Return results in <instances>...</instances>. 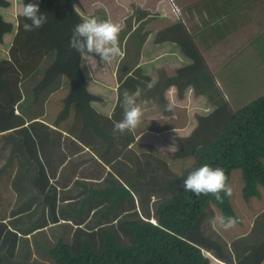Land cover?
Masks as SVG:
<instances>
[{"label":"trees","instance_id":"16d2710c","mask_svg":"<svg viewBox=\"0 0 264 264\" xmlns=\"http://www.w3.org/2000/svg\"><path fill=\"white\" fill-rule=\"evenodd\" d=\"M94 1L98 9L110 8L108 18H114L122 17V14L114 16L112 8L126 9L129 15L133 11L131 3L139 0H106L110 4L103 0H0V132L23 127L26 136L31 137V129L42 131L34 122L27 123V117L18 111V106L29 98L22 88L23 82L47 63L42 78L34 87L35 97L63 75L69 92L53 121L62 127L69 126V143L76 144V151H81V146L86 147L96 159L94 162L102 164L96 167L98 164L92 163L82 169L81 174L74 160L68 163L74 175L78 173L91 180L78 178L79 184L88 192L85 198L67 193L69 186L63 185L61 195L57 194L53 199L58 201L64 219L76 224L71 241L60 237L52 242L49 252L54 263L247 264V253L252 248H259L262 255L252 264H262L264 245H248L249 241H242V238L252 237L256 232L253 228L233 240L230 250L223 242L217 250L212 249L215 241L210 232L195 228L198 229L206 213L213 214V204L220 209L224 222L241 221L228 189L236 169L242 173L244 198L249 201L253 196H262L264 26H258L256 21L264 23V0H155L152 4L149 0L140 1L149 11L160 7L162 11L157 16L177 18L184 23L189 44L194 45L202 60L210 65L224 95L231 100L234 112L214 143L201 150L192 178L157 205L158 220L127 214L122 217V223H118L119 214L137 208L136 196L127 186L134 174L147 178L160 166L163 174L176 177L179 171H173L165 157L174 155L179 147L178 135L186 136L195 130L198 125L196 112L201 110L193 109L191 122L177 132L150 131L149 136L155 140L148 139V144L154 150L138 152L129 146L131 141H134V147L142 144V136L135 139L129 125L117 122L109 115L116 101L115 69L121 53L113 40L102 32L99 21L94 20ZM220 20L225 24L216 28ZM247 31L261 38L244 51ZM168 42L167 48L172 49H175V43L180 48L183 43L181 40ZM81 44L83 47L79 49ZM52 53L56 55L49 64ZM199 53L193 54L195 62L201 60ZM170 57L172 55L167 53L156 61L163 64ZM256 57L261 58V64L253 65ZM184 68V75L196 70L195 64ZM92 74L100 77L103 91L93 92L88 88ZM225 82L237 84L242 90L231 91L225 87ZM106 89L109 92H105ZM250 90L252 94L245 95ZM93 100L108 103V112L98 110L92 105ZM35 136L39 135L35 133ZM28 142L32 147L35 144L42 147L40 141L32 139ZM51 147L54 150L53 144ZM67 155L66 152L55 155L54 162L58 164L54 163V172L49 168L51 173L57 172L60 161ZM81 160L84 165L85 160ZM18 164L13 160L0 184L10 187L12 192H17L12 186V178ZM91 165L93 169L89 171ZM106 167L109 175L104 176ZM66 172L61 170L63 175ZM51 173L48 171L53 178ZM18 187L21 189L19 182ZM91 194H95L96 200L87 205L85 199ZM82 198V204L78 205ZM103 218L108 221L101 222ZM97 234L99 240L96 242Z\"/></svg>","mask_w":264,"mask_h":264},{"label":"rangeland","instance_id":"374dc122","mask_svg":"<svg viewBox=\"0 0 264 264\" xmlns=\"http://www.w3.org/2000/svg\"><path fill=\"white\" fill-rule=\"evenodd\" d=\"M103 1L107 4H110L106 0ZM140 1L143 0L133 1L131 3L133 11L132 13H129V15H127L129 11L126 9H122L119 7L112 8L114 16L116 14H122V17L114 18H108V14L109 12H111L110 8L101 7L100 9H98L96 2L94 1L93 9H98L96 11L92 9L94 12V18L99 21V24L101 25V28L103 30L102 32L105 33V35L108 36L111 40H113L121 53L116 68L117 66H120L123 61L126 62V67L130 66V64L128 63L131 61V59L129 58L128 61H126V58L123 59L126 49V47L124 46L125 43L127 44V49L130 52V56L134 55V57L136 58V51L140 49V42L142 40H145V38H147L145 43L146 46H150L154 45L155 35L160 36V39H178L181 36L188 34V31L185 28L186 26L182 21V23L180 22L181 24L178 22L173 24L172 21L169 20L170 18L164 17L163 25L160 26V21L157 22L155 18L157 17L156 15L161 13V8H153L151 9L152 11H149L145 9L146 7L142 5ZM154 1L155 0H149V3L152 4ZM256 22L258 23V26H264V23L261 24L258 21ZM120 24L122 25L120 26ZM222 24H225V22L223 20H220L216 25V28H218V26L222 27ZM160 27L163 28L160 30ZM125 31L128 32V38L125 37ZM126 38L127 40H125ZM247 38V44H244V51L249 49V47L254 43L253 41H256L261 37H256L253 34L248 33L247 31ZM249 39L252 40V42ZM82 47L83 44L79 46V49H81ZM127 54L129 55V53ZM254 59L255 61L253 62V65L261 64L262 61L260 57H256ZM100 60L102 59L100 58ZM48 61L49 64L52 63L51 56L49 57ZM100 62L102 63V61ZM130 67H132V65ZM172 70L174 69L169 68L167 72L169 74H172L173 72H169ZM175 74H177V71ZM163 75L165 78L173 77L172 75L168 74ZM41 78L42 74L40 70L35 72V75L29 80L23 82L22 88L30 97L27 102L23 101V105H21V103L19 104V111L20 113L22 112L23 114H25L28 120L27 123L34 122L35 126L39 127L42 131L35 130L36 128L31 129V137L26 136V132L23 127L8 130L5 133L0 132V184L1 182H3V177L7 175V172L5 171L9 168L13 160H17V162L19 163L12 178V186L14 189H17V192L16 190L15 192H12L13 189L6 185L2 187L0 185V241H3V244L1 246L6 245L7 242H12L9 247L5 246L3 251L1 252L9 255L17 254L16 257L21 256V259L17 262L19 264L25 263L22 257V253L27 252L25 248V241L23 240L24 236L20 237L18 233L19 231L25 233L26 236L29 237V239L31 235H33V239L36 242L35 251L38 254H47L50 258L51 256L49 249L52 242L57 241L58 238L55 239L56 235L59 236L61 234V237L63 236L65 239L71 241L74 235L72 229L76 226V224L64 219L62 213L60 212L61 208H59L58 201L53 199L57 197V194L61 195V188L63 185H65V187L66 185L69 186V190L67 193L74 196H83L85 198V196L88 195V192L85 191L84 187L79 184L78 180L83 179L89 182L91 179L88 177H82L78 173L83 174L82 171L84 170V168L88 167L92 163H94V165L98 164L96 167L102 165L99 164L98 161L94 162L96 159L89 150H81L77 155L76 153L78 152L71 154L72 145L69 143V135L59 129L55 130V128L50 127V125L46 123V121L53 122V120L56 119L57 115L59 114L57 112L61 111V109L63 108V100L69 92V87H65L64 83V86H62L63 88L58 89L57 85L51 83L50 87L44 89L41 94H39V96L35 98L34 87ZM208 80V84H201H207V89L212 88L213 90H211L215 91L216 96L213 94V106L209 107L211 109L209 110V114H211V112L213 111L210 117V121L212 123L214 132L219 135L222 132L220 129L224 128L228 122L226 118L230 117L233 114L234 108L231 105V100H229L228 97L224 95L222 87L219 84L220 82L212 77ZM173 85L174 84L167 85V87L171 90L170 92L167 91L169 92V95L173 90V88L171 87ZM225 87L227 89H231V91L242 90L237 84L233 85L230 82H225ZM50 89H52L51 92L57 90L50 97V99L52 100L51 105L53 106V109L51 108L49 101L46 102V100L50 96V94L47 95V92ZM174 93L178 95V97H180L178 88L175 87ZM248 94L251 95L252 91L250 90L249 93H245V95ZM243 96L244 94L241 93L242 98ZM234 97H236V95ZM170 98V102L172 104H174L173 101L175 103H179L178 99H176L177 96H172ZM164 101L165 103L162 102L164 103V105H169L168 99L167 102L166 100ZM196 102L197 101L193 99L187 100V103ZM32 105V108H34L35 110L30 113V107ZM217 107H220V109L216 110ZM224 107H226V110L223 109ZM168 108L170 110V106H168ZM192 108L198 110L203 109L202 106H193ZM182 111L184 113L180 115L181 118L179 117V120L177 122L180 125H184L186 121L189 120V114H187V110ZM230 111L232 114H230ZM197 116L200 115L197 114ZM205 131L206 128L202 126V134H205ZM35 133L39 136L36 137ZM32 139L40 141L42 143V147H40L38 144H35V146L32 147L30 142H28V140L31 141ZM213 140H215V138H213ZM59 143L60 145L58 146ZM50 144L51 146L52 144L54 146L53 151ZM200 148L201 149H199L198 155H196L198 153V150H196L195 152L191 150L189 153H186L184 157H173L174 159L172 157H165L169 161L173 160L174 164H172V166L176 169V171H179L182 166L184 169L187 167L189 168L184 171V176L180 178L181 182L178 180H173L172 178H168V176H164V174L161 173L150 174L149 177L145 179L139 177L137 174H134L135 179L130 183V186L133 188L137 195V208H133L132 210L119 214V217L117 218L118 223H122V217L127 214L134 217L140 216L141 218L153 219L155 217L157 218L156 220H158L159 214L156 208L157 205L167 199L170 192H172L174 189L177 190V188L180 187L181 184L192 178L198 164L197 162L199 161L201 155V150L205 149L202 143H200ZM63 152H66L68 155L66 156L64 161H60V167L57 172L53 173L56 169V167L53 166L55 163V155H59ZM82 158L85 160L84 165L81 160ZM72 160H74L75 163L79 165L77 175L73 174L74 172L68 165V163H70ZM57 164L58 163L56 162L55 165ZM49 168H51L50 170L53 171L52 173ZM66 168V174H61V170H65ZM92 169L93 167L91 165L88 170L91 171ZM107 170L108 168L106 167L104 176L109 175L107 173ZM48 171L51 173L53 178H50V175H48ZM241 174V171H239L238 169L234 171L229 183L230 189L228 188L232 196L231 200L233 201L237 212L241 216V221L233 220L224 222L222 220L220 209L213 204L211 206L213 214L208 215V213H206L204 219L198 224V229L195 228V230L197 231L205 230L210 232L212 238H214L213 240L215 241L214 246L215 244H218L215 247L212 244V249L214 250H217V247L221 245V242L227 243V248L228 250H230L229 248L232 246V241L237 237H242L241 235L249 233L252 228L256 232H254L252 237L242 238V241H249L250 243L248 245H257V243H261L264 245V186H260V190L262 191L261 197L253 196L249 201L246 200L243 196V182ZM18 182L20 183L21 189L18 187ZM84 198L78 201V205L82 204V200ZM92 200H96L95 194H91L90 196H88L85 199V203L89 205ZM47 202H51V204H47ZM69 204H71V202H69ZM65 209L69 210L70 208ZM93 219L91 222L92 225ZM102 221H108V219L103 218L101 219V222ZM15 229L19 231L17 232L15 231ZM197 231L195 232L199 235ZM97 237L98 234L94 238L95 241L99 240V238ZM99 237H101V235H99ZM18 238H21L23 240L20 247H16V244L19 240ZM251 251L253 252L250 253ZM212 252L214 251L212 250ZM247 254L248 256L245 258V263L252 264L256 262L262 255V250L259 248H252ZM5 258L9 257L5 256ZM262 264H264V262Z\"/></svg>","mask_w":264,"mask_h":264},{"label":"crops","instance_id":"0c3cea01","mask_svg":"<svg viewBox=\"0 0 264 264\" xmlns=\"http://www.w3.org/2000/svg\"><path fill=\"white\" fill-rule=\"evenodd\" d=\"M136 14V13H133ZM140 16V15H139ZM157 16V15H156ZM135 17V16H134ZM141 17V16H140ZM169 18V17H168ZM163 16H157L155 20L157 22L160 21V26L163 25ZM94 20L97 21L96 18ZM154 20V19H152ZM151 20V21H152ZM170 21H172L173 24L175 23H180L181 21L177 18H170ZM182 23V22H181ZM180 23V24H181ZM148 26V25H147ZM146 26V27H147ZM163 27H160V30ZM159 30V31H160ZM125 37L128 38V32L125 31ZM127 38L125 40H127ZM146 39L142 40L140 43V49L136 51L137 57L135 58L134 55L130 56V52L127 49V44L125 43V55L123 57L126 58V61L130 58L131 61L128 63L130 66H125L126 62H122L120 66H117L115 70V79H116V101L112 107V109L109 111V115L117 122L127 124L129 125L133 132L135 133V139H137L139 136L141 137V141L143 142L142 144L134 147V141H131L129 146L135 148L138 150V152H142L145 150H154L149 144H148V139L155 140L154 137L149 136V132H155V131H168L172 130L174 132H177V130L185 128L190 122H191V117H192V112L193 106H202L203 109L201 112H197L200 116H197L198 118V125L195 128V130L186 135V136H179L178 135V142H179V147L177 148L176 152L174 155H170L172 158L176 157H184L186 153H189L191 150L195 152L198 150L199 154V149L200 148V143L206 148H209L214 141L217 139V133L214 132L212 123L210 121L211 114H209V110H211L209 107L213 106V94L215 95V91H212L211 89H207V84L209 82V78H214L217 80L214 76V74L211 72V67L207 63V61L202 60L201 54L197 51L194 45H190L188 40V34L181 36L178 39H167V38H162L160 39V36L155 35V42L154 45L146 46ZM171 40H181L182 47H177L174 44L175 49L172 48H167ZM139 42V41H138ZM174 42V41H173ZM157 50L158 54H154V56H151L150 53L154 52ZM171 50V51H169ZM199 53L198 55V62H195V57H193L194 53ZM129 53V55L127 54ZM167 53H170L172 57L169 58V60L161 63H157L156 59L160 56L162 58L163 56H166ZM56 54L52 53L51 57L53 58ZM195 64L196 70L193 73H190L189 75H184L185 73V68L188 65H193ZM44 67H47V65L43 64L42 65V70L41 74H43ZM167 67V68H166ZM169 68H173L174 70L169 71L172 74H169L167 71ZM94 69L92 70V72ZM157 73L158 76L155 77L154 74ZM163 74H168L172 75L173 77H168L165 78ZM204 79V80H203ZM67 87V81H65L64 76L58 77L52 84L57 85L58 89L63 88L62 86ZM201 83H207L205 85ZM217 83V82H215ZM169 84H174L171 86L173 88L171 94L169 95V92L171 91L170 88L167 87ZM201 87H199V86ZM175 87L178 88L179 96L174 93ZM88 88L91 89L93 92H101L104 90L101 84V79L97 74H92L90 76V80L88 82ZM189 88V89H188ZM46 89V88H45ZM52 89H50L47 92V95L50 94L48 99L46 100L49 101V104L51 108L53 109V106L51 105L52 100L50 99L51 95L54 92H51ZM186 90V91H185ZM169 91V92H167ZM105 92H109V90H105ZM185 92V93H184ZM26 93V92H25ZM217 93V92H216ZM184 94V95H183ZM187 94V96H186ZM218 94V93H217ZM169 100V105H164L165 101L167 102L166 99ZM175 97L177 96L176 99H178L179 103L172 104L170 102V97ZM216 96V95H215ZM30 97V96H29ZM36 98V97H35ZM29 99V98H28ZM196 100V103H187V100ZM220 99V98H219ZM28 101V100H27ZM26 101V102H27ZM164 102V103H162ZM24 102H21V105H23ZM92 105L95 106L98 110H100L103 113L108 112V103L106 102H100L99 100L97 101H92ZM162 105V106H161ZM170 106V110L168 108ZM33 105L30 107L31 112H33L35 109L32 108ZM62 107V104H61ZM29 108V109H30ZM172 109V110H171ZM220 107H217L216 110H219ZM226 110V107L223 108ZM182 110H187V114H189V120L186 121L184 125L178 124V120L180 115H182L184 112ZM18 111H19V106H18ZM20 112V111H19ZM60 112V111H59ZM57 112V113H59ZM22 113V112H21ZM73 113V112H72ZM71 113V114H72ZM230 114L231 111H230ZM181 118V117H180ZM227 120L229 119L226 118ZM50 127L59 129L69 135L68 133V127L69 126H59L53 122L46 121ZM202 124V125H201ZM200 126V128H199ZM204 126L206 128L205 134L201 132V127ZM49 127V128H50ZM51 128V129H52ZM16 129V128H15ZM13 130V129H11ZM54 130V129H53ZM7 131H4L5 133ZM201 132V133H200ZM71 136V135H69ZM217 136V137H216ZM215 138V140H213ZM79 145V144H78ZM53 148V147H51ZM76 144H72L71 146V154L76 153L79 154V151H76ZM82 151H86L88 148L81 146ZM187 149V150H185ZM185 150V151H184ZM203 150V149H202ZM53 151V150H52ZM160 156V154H159ZM166 156V155H165ZM71 157V156H70ZM173 158V159H174ZM199 162V161H198ZM197 162V163H198ZM64 163V162H63ZM172 170L175 172L176 169L172 166L173 160L169 161ZM182 165V163H181ZM187 168H182L179 169V172L177 173L176 177H172L169 175L164 174V176H168V178H172L173 180H180L184 176V171ZM67 170V168L65 169ZM188 171V170H187ZM153 173H161L160 167L156 168L155 172ZM151 173V174H153ZM135 176V175H134ZM149 177V175H148ZM147 177V178H148ZM133 179L128 183V187L132 188L130 186V183L134 180ZM145 179V178H144ZM171 180V179H169ZM229 188V185H228ZM230 189V188H229ZM133 190V188H132ZM135 196L137 197L135 191L133 190ZM5 221V220H4ZM65 223V222H63ZM20 228V227H19ZM15 231H19L15 229ZM20 237H23V240L25 241V248L27 250L26 253H22V257L25 261L24 264H55L53 261V258L49 257L47 254H38L35 251V245L36 242L33 239V235H31L30 239L29 237L26 236L25 233H22L21 231L18 232ZM27 237V239H26ZM61 234L58 236H55V239L60 238ZM63 237V236H62ZM19 239V238H18ZM21 238L18 240L16 247H20L22 241ZM3 241H0V264H19L17 263L21 258V256H17V254H5L3 251L5 246H10L12 242H7L6 245H3ZM30 245V246H29ZM5 256L9 258H5ZM51 256V255H50ZM236 261L234 260V263Z\"/></svg>","mask_w":264,"mask_h":264},{"label":"clouds","instance_id":"9594fccd","mask_svg":"<svg viewBox=\"0 0 264 264\" xmlns=\"http://www.w3.org/2000/svg\"><path fill=\"white\" fill-rule=\"evenodd\" d=\"M63 216V215H62ZM66 220V219H65ZM70 221V220H69ZM155 221V220H154Z\"/></svg>","mask_w":264,"mask_h":264}]
</instances>
